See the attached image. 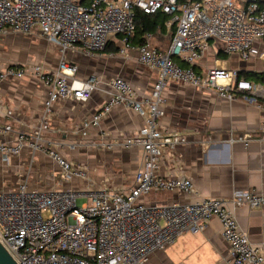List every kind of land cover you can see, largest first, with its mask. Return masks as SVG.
<instances>
[{"label":"built area","instance_id":"2783aa9c","mask_svg":"<svg viewBox=\"0 0 264 264\" xmlns=\"http://www.w3.org/2000/svg\"><path fill=\"white\" fill-rule=\"evenodd\" d=\"M168 16L175 26L172 40L164 50L148 43L137 47V62L156 73L149 94L138 98L123 77L110 80V98L81 124L85 133L97 127L115 106H124L147 116V122L123 145L141 148L142 168L130 187L101 189H29L21 182L12 190L0 189V242L17 264H144L154 251L164 249L186 232H198L212 217L221 224V234L230 246L233 264H264L260 247L250 242L239 228L234 211L241 206L264 208V194L255 190H235L229 198L201 197L191 203H144L141 198L152 192H190L187 177L165 178L157 174L159 158L165 147L183 141L176 134L159 128L163 116V90L169 82L194 88L214 89L232 100L237 93L260 101V131L264 133V83L239 78L238 70L218 66L198 74L193 64L207 52L210 41L221 44L227 54L247 60L264 52V0H245L243 7L234 0H0V35L31 34L38 30L54 43L61 54L58 69L49 74L40 65L31 72L51 91L44 101V113L53 103L70 97L87 100L99 85L90 76L84 81L69 80L77 67L63 57L68 51L92 56L101 52L112 37L121 42L119 53L129 48L135 31V10ZM113 55V54H111ZM188 64L181 67L175 60ZM23 68L0 67L5 75L21 78ZM8 114H10L8 112ZM42 120L33 133L17 132L16 143L0 140L2 161L19 154L23 148L43 151L61 168L64 180L85 179V169L46 148ZM13 131L10 125L2 133ZM250 134L231 141L245 144ZM111 148L112 143H103Z\"/></svg>","mask_w":264,"mask_h":264},{"label":"crops","instance_id":"0c3cea01","mask_svg":"<svg viewBox=\"0 0 264 264\" xmlns=\"http://www.w3.org/2000/svg\"><path fill=\"white\" fill-rule=\"evenodd\" d=\"M234 1L241 7L245 5V0ZM171 26L166 22L149 34L148 43L157 49H166L174 33ZM3 37L10 40L17 37L16 46L25 53L7 55L5 46H0V67L23 68L26 73L21 78L5 75L0 79V140L14 144L17 132L33 133L44 119L48 125L43 131L46 148L85 169L88 180H64L60 166L48 153L23 148L7 161H2L0 156V189L12 190L21 182L35 190L130 187L136 172L142 168V152L139 146L123 143L145 126L147 116L119 105L102 117L99 126L90 127L85 133L81 131V124L110 98L113 89L109 82L117 76L131 84L138 98L149 94L156 73L137 62L138 46L129 44L121 55L118 51L121 42L112 37L106 48L92 56L80 51L66 52L64 59L77 67L69 80L84 81L94 76L99 85L87 100L72 97L59 100L45 114L44 101L51 85L35 76L31 68L40 65L45 73L55 72L61 59L60 52H55L57 46L38 30L31 34H1L0 38ZM113 47L117 48L116 52ZM34 48L36 53L29 56ZM212 66L236 69L239 78L258 83L261 81L248 73L264 72V52L245 60L237 54L225 53L219 42L211 40L209 49L196 60L193 69L202 75ZM162 94L163 116L158 122L159 128L178 135L183 141L164 148L157 174L165 178L187 177L193 189L152 192L142 197V202L167 204L191 203L201 197L226 199L235 190L264 194V133L260 131L262 114L257 98L237 93L232 100H227L214 89L176 82H169ZM6 125L13 131L2 133ZM244 134H250L253 139L246 144L231 141ZM103 143H112V147L106 148ZM234 213L239 228L264 254V208L241 206ZM144 264H233V257L221 234L219 219L212 217L203 230L179 235L172 244L151 253Z\"/></svg>","mask_w":264,"mask_h":264},{"label":"trees","instance_id":"16d2710c","mask_svg":"<svg viewBox=\"0 0 264 264\" xmlns=\"http://www.w3.org/2000/svg\"><path fill=\"white\" fill-rule=\"evenodd\" d=\"M183 1V0H179ZM168 20V16L162 12H158L154 15H149L143 13L141 10H135V31L133 36L129 39V44L133 46H140L147 43L146 35L154 33L156 29L162 28L163 25ZM175 30V26H171ZM109 45V44H108ZM107 46V45H106ZM106 48V47H105ZM114 52L117 51L116 47L111 48ZM181 67H188V64L183 61L176 59L175 60ZM249 76H254L259 79L261 82H264V72H249Z\"/></svg>","mask_w":264,"mask_h":264},{"label":"rangeland","instance_id":"374dc122","mask_svg":"<svg viewBox=\"0 0 264 264\" xmlns=\"http://www.w3.org/2000/svg\"><path fill=\"white\" fill-rule=\"evenodd\" d=\"M0 41L2 42V44H0V46H3V45L5 46V49H6V52L5 53L7 55H12V56H23L24 55V53H25V52H23L24 49L23 48L21 49V48H19V46H16V42L15 41H17V37H14L12 40L3 37V38H0ZM44 41H41V42H44ZM45 43L47 44L46 41H45ZM54 48H55V52L58 54L59 50H57V47H54ZM35 53H36V48H34L31 51H29V54L28 55L29 56H33ZM221 59L224 60L223 57ZM0 63H1V61H0ZM229 63H230V61H229Z\"/></svg>","mask_w":264,"mask_h":264},{"label":"water","instance_id":"95a60500","mask_svg":"<svg viewBox=\"0 0 264 264\" xmlns=\"http://www.w3.org/2000/svg\"><path fill=\"white\" fill-rule=\"evenodd\" d=\"M0 264H17L15 259L11 256L8 250L0 242Z\"/></svg>","mask_w":264,"mask_h":264}]
</instances>
